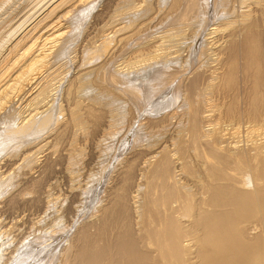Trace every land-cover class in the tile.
Here are the masks:
<instances>
[{
	"label": "bare ground",
	"instance_id": "obj_1",
	"mask_svg": "<svg viewBox=\"0 0 264 264\" xmlns=\"http://www.w3.org/2000/svg\"><path fill=\"white\" fill-rule=\"evenodd\" d=\"M42 1L35 17L29 16L31 22L26 25L28 21L22 19L21 31L15 29L19 33L14 32L15 38L0 55V264H95L96 255L101 257L99 264H110L115 250L126 256V264H182L183 260L193 264V246L198 264H264V156L254 166L257 180L240 182L234 172L245 169L248 148L235 147L231 152L219 147V142L207 138L210 131L205 124L211 112L205 107L209 95L219 89L222 93L235 90L239 70L250 78V84L244 82L246 113L252 119L262 115L264 0H169L166 6L167 0H160L164 18L173 16L179 23L195 17L186 23L188 32L178 34L182 29L174 27L149 40L144 36L147 41L130 48L118 72L108 68L109 59L102 58L94 66L80 60L68 79L69 69H62L60 59L90 15L82 43L95 54L103 53L116 34L127 39L134 35L129 33L134 32L132 23L138 17L119 26L109 21L113 15L120 18L111 16L120 6L117 0H38L36 4ZM132 1L121 3L128 7L136 2ZM152 6L142 7L146 13ZM76 8L81 10L76 13ZM210 22L213 27L206 36L222 35L214 38L212 51L210 38L198 43ZM173 34L189 46L185 55L178 40V49L171 51L167 42ZM208 51L215 65L193 68V62ZM217 64L219 68L230 64L233 72L214 71L219 70ZM184 71L190 74L182 82V108L159 117L150 115L176 105L178 86L170 83ZM160 83L170 86L156 95ZM58 96L64 98L66 114L62 103L54 105ZM233 96L227 115L238 111ZM175 115L178 131L165 133L166 121ZM136 120H141L138 130L133 127ZM128 134L132 146H138L124 152L131 145ZM259 148L257 153L262 152ZM118 151L124 153L122 158ZM192 155L200 163L191 161ZM114 161L115 168L109 170ZM77 165L82 168H74ZM194 168L203 177L198 199L194 194L198 191L192 193L179 177L195 178ZM96 199L90 220L75 227L76 219ZM252 216L260 220L259 230L258 222L240 227ZM251 229L256 231L249 233ZM191 235L195 236L183 240Z\"/></svg>",
	"mask_w": 264,
	"mask_h": 264
},
{
	"label": "rangeland",
	"instance_id": "obj_2",
	"mask_svg": "<svg viewBox=\"0 0 264 264\" xmlns=\"http://www.w3.org/2000/svg\"><path fill=\"white\" fill-rule=\"evenodd\" d=\"M38 0H0V55H1V53H4L5 52V50H6V48H7V46L6 45H9L10 43H11V41L15 38V36H16V33L18 34L20 31H21V29L22 28H20V24H21V22H22V19L23 20H25V22H26V20L28 21V22H26V25L29 23V22H31L33 19V17H35V16H33V14L34 13H36L35 11L37 10V8H39L42 4H43V1L42 2H40V3H38V4H36V2H37ZM45 1V0H44ZM121 1L122 0H117V3H120V6H119V4H118V7H117V11L118 12H121V13H113V11L114 12H117V11H115V10H113L112 11V14H111V16L113 15V14H115V17H117V15L118 16H120V18L119 17H117V18H113L114 17V15H113V17H111L113 20H114V22H113V20H110L109 19V21H111L112 23H114V24H121L122 25V23L123 24H125V21H129V20H131L132 19V17L134 18V19H132L131 21H129L130 23H132L133 22V20H135V18L137 19V17H138V19H139V21H138V19L137 20H135V21H137V22H133L132 23V25L134 26V29L131 31V32H133V33H129V35H132V34H134V35H132V36H128V37H130L129 39H127L126 37H125V35H122V34H116L115 36H114V38L112 39L111 38V40H113V41H110L109 43L110 44H108L107 46H109V47H106L105 49H104V52L103 53H101L100 51H103V50H97V52H99V53H97L96 52V50H95V52H96V54L94 53V49H91V47H89L88 45L87 46H85L84 47V44L82 43L83 41V38L82 37H84V35H83V33H85L86 32V30H87V28L89 27V24L88 23H90V21H92L91 20V15L89 16V18H87L88 20L87 21H85L84 22V25H82L81 27H80V29H79V36L77 35L76 37H74L73 39H71V41L67 44V51H66V55H65V57H61V61L60 62H62V69H64V71H66V70H68L69 72H68V74H67V78L66 79H68L69 78V75L70 76H72L74 73H75V71H76V64H77V62H82V61H84L83 63H85V62H87V65H91V66H94V64L95 63H97L99 60H102L103 61V59H109L108 60V68H110V69H113V68H117V69H115V71H117V70H119V68L121 67H124V62H123V60L129 55L128 53L130 52V48H135V47H137L140 43H145L147 40H149V39H151L154 35L155 36H158V35H160L164 30H165V32H166V30L167 29H171V31H168L167 33H170V32H172V28H176V31H177V29L179 30L180 28L182 29H180L181 31H178V34H180V32L181 33H186V32H188V30L189 29H187V27H185L186 26V23H189V21H190V23L192 22V19H194L195 17H192L191 19H187L188 21L186 22V21H179V23L178 22H176L175 21V19L176 18H173V16L171 17V16H167V17H165L164 18V16H165V14L162 12H160V11H163L162 9H161V6H159V2H161L160 0H146V1H139V0H136V2L134 3L133 1V3L132 4H130L131 6H128L127 7V5H125V4H123V3H121ZM104 2V0H102L101 1V3H103ZM148 2V3H147ZM155 2H157V3H155ZM168 2H169V0H167L166 2H164V5L166 6L167 4H168ZM139 3H142L143 5L142 6H144V5H150V6H152V9H151V11L149 10V11H147L146 13H145V8L144 7H142L141 6V4H139ZM153 3V4H152ZM37 5V6H36ZM101 5V4H100ZM99 5V7H97L96 9L98 10L101 6ZM139 5V6H138ZM161 5V4H160ZM81 6H79V8H80ZM131 7V8H130ZM142 7V8H141ZM155 7V8H154ZM159 7H160V9L161 10H159ZM79 8H76L77 9V11H75L76 13H78V11L79 10H81V9H79ZM124 8V9H123ZM128 8V9H127ZM137 8V9H136ZM138 8H141V9H138ZM143 8H144V11H143ZM154 8V9H153ZM95 9V10H96ZM130 10V11H126V10ZM125 10V11H124ZM157 10V11H156ZM239 11H240V9H238ZM132 11H134V12H132ZM128 12H130V14L131 13H135V14H129ZM138 12V13H137ZM39 13V11H37V14ZM126 13V14H125ZM162 14V15H161ZM34 15H36V14H34ZM141 15V16H140ZM32 17V18H30V17ZM122 16V17H121ZM124 16V17H123ZM129 16V17H128ZM27 17V18H26ZM128 17V18H127ZM161 17H163V18H161ZM12 18V19H11ZM73 18V17H72ZM121 18H123L122 20H121ZM130 18V19H129ZM150 18V19H149ZM155 18V19H154ZM21 19V20H20ZM29 19H30V21H29ZM89 19H90V21H89ZM117 19V21H115ZM143 19V20H142ZM153 19V20H152ZM160 19H163L162 21L160 20ZM171 19H173L172 21H171ZM198 19V18H197ZM70 20H72L73 21V19H70ZM119 20H121V21H119ZM150 20H152V21H150ZM166 20V21H165ZM220 19H218V21H219ZM124 21V22H123ZM128 21L126 22V23H128ZM148 22V23H140V22ZM168 21H170L169 23H168ZM116 22V23H115ZM121 22V23H120ZM151 22V23H150ZM172 22V24H170ZM181 22H183V23H181ZM213 23L214 22H210L209 24L210 25H208L209 27H207L206 28V30L204 31V33L203 34H205V36L203 35V34H200V39H198V43H200V42H203V40H204V37H208V38H210L209 39V41H212L213 42V44H214V41L216 40V39H219V37L220 36H222L221 34H218V33H212V36H211V34L209 35L208 34V36H206V33H208L210 30V27L212 28L213 27ZM25 24V23H24ZM23 24V26L25 27L26 25H24ZM136 24V25H135ZM139 24V25H138ZM142 24V26H140ZM145 24V25H144ZM148 24V25H147ZM175 26H174V25ZM179 26V27H176L177 25ZM183 24H184V26H183ZM212 24V25H211ZM16 25H19V26H16ZM70 25L71 26H73V24H71L70 23ZM87 25V26H86ZM118 25V26H119ZM2 26V27H1ZM22 26V27H23ZM111 26H112V24H111ZM144 26V28H142ZM147 26H148V29H147ZM170 26H173V27H170ZM182 26V27H181ZM188 26V25H187ZM215 26V25H214ZM18 27V28H17ZM23 27V28H24ZM137 27V28H136ZM146 27V28H145ZM186 28V30H185V28ZM135 28H136V30L137 31H135ZM141 28V29H140ZM174 28V29H175ZM18 31V29H19V32H17L16 30ZM83 29V30H82ZM174 29H173V31H174ZM85 30V31H84ZM110 30H111V28L109 29V30H107L108 31V33H110ZM141 30H143V31H141ZM151 30V31H150ZM209 30V31H208ZM2 31V32H1ZM140 31V32H139ZM183 31V32H182ZM184 31H186V32H184ZM208 31V32H207ZM14 32H16V33H14ZM135 32H138L137 34H135ZM154 34H153V33ZM2 33V34H1ZM15 35H14V34ZM166 33V34H167ZM9 34V35H8ZM12 34V35H11ZM148 34H150V35H148ZM175 34V33H174ZM173 34V36L172 37H170V38H172L171 39V41H173V43L171 42V41H168L167 42V44H170L173 48L171 49V51H173V49L175 50V49H178L177 48V45H178V42H179V44H181V45H183V46H181V45H179L178 47L180 48H182L181 50L182 51H184L182 54L183 55H185L186 53H185V51L187 52V50H188V48H189V46H186L187 44H185L184 45V41H179V40H184L181 36V38L178 36V34H176V35H174ZM82 35V36H81ZM111 35V34H110ZM120 35V36H119ZM216 35H217V37H216ZM122 36H124L123 37V39L124 40H122ZM144 36H147L146 38H147V40H146V38L144 37ZM150 36V37H149ZM175 36V37H174ZM8 37V38H7ZM13 37V38H12ZM179 37V38H178ZM119 38H121V39H119ZM170 38H169V40H170ZM174 38V39H173ZM214 38H216V39H214ZM11 39V40H10ZM143 39V40H142ZM179 39V40H178ZM212 39V40H211ZM10 40V41H9ZM119 40H120V42H119ZM122 40V41H121ZM129 40V41H128ZM177 40H178V42H177ZM142 41V42H141ZM208 41V40H207ZM72 42V43H71ZM112 42V43H111ZM138 42H139V44H138ZM170 42V43H169ZM174 42H176V43H174ZM188 42V41H187ZM81 43V44H80ZM125 44V45H124ZM138 44V45H137ZM166 44V45H167ZM174 44H176V45H174ZM210 45L211 46V51L212 50H215V49H213V47H215V44L214 45ZM4 45V46H3ZM75 45V46H74ZM127 45L129 46V47H127ZM82 46V47H81ZM168 46V45H167ZM171 46H168V47H171ZM118 47V48H117ZM122 47V48H121ZM121 48V49H120ZM129 50H127V49ZM184 48V49H183ZM186 48V49H185ZM86 49V50H85ZM92 50H93V52H92ZM110 52H109V51ZM120 50V51H119ZM116 51H117V53H116ZM124 51V52H123ZM179 52L178 53H181L180 52V49L178 50ZM95 55L94 57V59H91L90 57L93 55L92 53ZM208 53H209V51L208 52H206V54H204V55H206V57L204 56V55H202L201 57H199V58H197L194 62H193V68L195 67V68H198V69H200V68H204V67H206V65H207V69L209 68L208 66H212L213 64L215 65V62H212V60L210 59V56L208 55ZM177 54V52L174 54H172V55H176ZM183 55H181L179 58H181V57H183ZM112 56V57H111ZM115 56V57H114ZM101 57V58H100ZM209 57V58H208ZM238 57V56H237ZM66 58V59H65ZM74 58V59H73ZM79 58V59H78ZM99 58V59H98ZM103 58V59H102ZM124 58V59H123ZM70 60V61H69ZM72 60V61H71ZM80 60H82V61H80ZM199 61V62H198ZM76 62V63H75ZM121 62H123V64H121ZM238 63H240V64H242V60L241 59H238ZM121 64V65H120ZM174 63H170V65H173ZM197 64H200V65H198L197 66ZM231 64V63H230ZM230 64H226L223 68H219L220 66H219V64H217V67L219 68V70H217V69H214V71L216 70V71H220V69L221 70H224V72L222 73V74H227V73H232L233 72V69L231 68V69H229L230 68ZM119 65H120V67H119ZM175 65H177V64H175ZM74 67V68H73ZM66 68V69H65ZM126 68V67H125ZM205 68V69H206ZM208 72H207V74H210V72H211V69L210 70H207ZM210 71V72H209ZM118 72V71H117ZM190 72H193V70H191ZM190 72H188V71H184V72H182V74H181V77L179 76L178 77V79H174L170 84H171V86L172 87H176V85L178 86L177 87V91L179 92V94L180 95H178L179 97H178V100H177V102H176V105H174L173 107H170V108H166V109H164L163 111H161L160 113H157V114H155V113H151L150 115H153V116H160L161 114H164V113H167V112H171V111H173V110H175V109H177V110H179V109H181L182 108V106L180 105L181 103H182V98H183V95H184V93H185V87L184 86H182V84L186 81V78H184V77H186L187 75H189L190 74ZM72 74V75H71ZM237 74H238V77L240 78V83H239V85H238V87L235 89V90H229V91H227V92H224V93H222L221 92V90L219 89V91L218 92H214V93H212L211 95H209V99H208V101L209 102H207L206 104H205V107L207 106V110L208 111H211V112H209L208 114H210V116H209V120H208V122L207 123H205L206 124V129H208L210 132H209V134H207L209 137H207V138H209L210 140H215V142H217V145H218V142H219V147H221V148H223V149H226V150H228L229 149V151L231 150V152L234 150V148L236 147H240V146H242L243 148L244 147H246V148H248V149H245V153H247V156H250V157H247V156H245V158H246V163H247V165H246V163H245V169L244 170H241V171H238V172H234V173H237L236 174V177H240V178H237V179H239L240 180V182H242V181H245V183H252L253 181H256V180H254V178H256L255 176H257V175H255L254 174V170H255V165H257V167H258V164L261 162V160L263 159V158H261V157H263L264 156V107H263V111H262V115L260 116V117H258V118H256V119H252L251 117H249V115L246 113V111H247V109H246V101H247V98H248V92H247V90L245 89V85H244V82H245V84L246 85H248V84H250V78L249 77H246V76H244V74H243V71L242 70H239V71H237ZM211 77V76H210ZM180 78V79H179ZM184 78V79H183ZM158 81L156 80V83H157ZM183 82V83H182ZM67 82H63V86H65V84H66ZM180 84V85H179ZM160 86H161V90L160 91H156L155 92V94L156 95H159V94H161L163 91H166V89L168 88V86H170L169 84L168 85H165L164 87H162V85H161V83L159 84ZM159 85H156L155 87L157 88ZM62 86V87H63ZM182 87V88H181ZM162 88H163V90H162ZM60 90V89H59ZM93 90L94 91H98L99 89L97 88V87H93ZM182 92H181V91ZM184 90V91H183ZM61 91V90H60ZM94 91H92L93 93H94ZM59 92V91H58ZM98 92H102L101 90H99ZM184 92V93H183ZM234 93V94H233ZM59 95V94H58ZM234 95V96H233ZM232 96L233 97H235L236 96V100H237V107L238 108H236L238 111L236 112V113H233V114H229V115H227L226 114V111L228 112V108H227V104H228V102H229V100L232 98ZM180 97H182V98H180ZM214 98V99H213ZM221 98V99H220ZM57 99H58V101H57ZM57 99H56V102L54 103V105H55V107H57V103L59 102V103H62L61 104V106H63V113L64 114H66V111H65V108H66V103L64 102V98H61V97H57ZM63 100V102H62V100ZM180 99V100H179ZM239 99V100H238ZM179 102V103H178ZM53 105V106H54ZM218 105V106H217ZM150 107L151 106H149L148 108H147V110H149L150 109ZM208 108H210V109H208ZM246 110H245V109ZM244 111V112H243ZM62 113V116H65L64 114ZM144 115H147V114H144ZM58 116H59V113H58ZM179 120V118H178V116H173L172 118H169L167 121H166V124H167V127L166 128H168V130L165 132V133H170V134H176V132L178 131V120L176 119V118ZM172 119V120H171ZM170 120H171V123H169L170 122ZM173 120H175L174 122H173ZM140 121L141 120H139V121H135L134 122V125H133V127H134V129L135 130H138V124L140 123ZM137 128V129H136ZM215 129V130H214ZM225 129V130H224ZM218 133H217V132ZM236 131V132H235ZM213 132L217 135H215V134H213ZM223 134V135H222ZM135 135H133V137H134ZM215 136H216V138H215ZM218 136H219V138H218ZM128 138L129 139H127V141L129 142V141H131V142H133L132 140H133V138H132V136H131V134L129 135L128 134ZM132 138V139H131ZM215 138V139H214ZM222 138V139H221ZM217 139V140H216ZM221 139V140H220ZM219 140V141H218ZM238 140V141H237ZM226 141V142H225ZM131 142H129V144H131ZM222 142H223V144H222ZM255 142V143H254ZM222 145H221V144ZM225 143V144H224ZM260 143V144H259ZM241 144H245V146H243V145H241ZM255 144V145H254ZM229 146V147H227V146ZM261 145V146H260ZM132 146V144L131 145H129L128 146V150L127 151H124V152H128V151H130L131 149H130V147ZM134 146V147H133ZM133 148L135 149L138 145L137 144H133ZM231 146H232V148H231ZM256 146V147H255ZM259 146H260V148H259ZM261 149L262 150V152L261 153H257L256 151H259V150H256V149ZM252 149V150H251ZM249 151V152H248ZM7 153H9V152H7ZM118 155H120V156H118V158H122L123 156H124V153L122 154V152L121 151H118ZM250 155H249V154ZM258 154V155H257ZM40 155V154H39ZM38 155V156H39ZM246 155V154H245ZM253 157H252V156ZM257 156H259V157H257ZM253 158H255V159H253ZM258 158V159H257ZM190 159H191V161L193 160V162H195V163H200L198 160H199V158L197 157H195L194 155H192V156H190ZM259 159H261V160H259ZM259 160V161H258ZM250 162V163H249ZM254 162V163H253ZM256 162H258V163H256ZM115 164H116V161H114L113 162V166L111 165V166H109V170H113L114 168H115ZM253 165V166H252ZM78 167V169H80V167L81 166H79V165H77L76 167L74 166V168H77ZM251 167V168H250ZM82 168V167H81ZM111 168H113V169H111ZM254 168V169H253ZM178 169V168H177ZM177 169H175V172H176V174H178L179 172H177L176 170ZM77 170V169H76ZM194 170H195V175H196V177L195 178H193L192 177V179L191 178H189L188 176L184 179V176L183 175H179V177L181 178V181H182V183L184 184V185H186V187L188 188L189 187V189L191 190V192L192 193H194V192H197L198 191V193H194V194H196L195 196V198H197L198 196L200 197V194H201V191L200 190H202V188H201V186H202V179H203V177H202V172L199 170V168H194ZM241 172V176H239V173ZM253 172V173H252ZM243 175V176H242ZM254 176V177H253ZM183 178V179H182ZM241 179H242V181H241ZM244 179V180H243ZM247 181H249V182H247ZM244 183V182H243ZM194 184V185H193ZM190 185V186H189ZM102 186H104V184L102 183ZM195 189V190H194ZM198 189V190H197ZM200 189V190H199ZM103 191V187L102 188H100V190H99V194L101 193ZM56 193V192H55ZM7 194V192H3V195L5 196ZM98 194V195H99ZM199 194V195H198ZM55 195V194H54ZM57 195V194H56ZM55 195V196H56ZM198 197V198H199ZM197 198V199H198ZM60 200V199H59ZM98 199H96V201H94V203H93V201L92 202H90V208H89V210L87 209L86 211L87 212H85V213H83L82 214V216H80L78 219H76L77 220V224L75 225V227L77 226V225H81L82 223H84L85 221L87 222V221H89L90 220V218H91V214H94L95 213V209H93V207H95L96 205H97V201ZM58 201V200H57ZM66 203H67V201H63V205L65 204L66 205ZM64 205V206H65ZM171 205H173V206H175L176 205V202L175 201H171ZM93 209V210H92ZM91 210H92V212H91ZM77 213V209L75 210V215H77L76 214ZM88 216L90 217V218H88ZM255 220H254V219ZM257 217H248L247 218V220L245 221V222H243V224L240 226V227H243V225H245L246 227L248 226V227H254V226H256V223L259 221L260 222V220L258 219H256ZM66 219V218H65ZM67 220V219H66ZM65 220V221H66ZM80 220V221H79ZM84 221V222H83ZM251 221V222H250ZM256 221V222H255ZM257 223V230H259V227L258 226H260L261 224L260 223ZM248 223H250V224H248ZM255 223V224H254ZM260 224V225H259ZM71 232H70V234L71 233H73L74 231H75V228H72L71 230H70ZM254 231H256V230H254V229H251V230H249V233H253ZM195 235H191V236H189V238L186 236V237H184L183 238V240H188V239H191V238H193ZM64 240H65V238H63L62 239V241H60L59 243H61V245L64 243ZM147 240V239H146ZM139 245H140V243H138ZM7 244H5V246H6ZM138 245V246H139ZM57 249H59V247L57 248ZM196 249H197V247H195V246H193V248L191 249L192 251H191V254H190V257H191V259H190V261L191 262H193V264H198V258L196 257V255H197V251H196ZM115 250V249H114ZM195 251H196V253H195ZM114 252V251H113ZM118 252V253H117ZM114 253H116V254H114ZM113 253V255H115L114 257H113V255H112V260H113V262L111 261V263L110 264H126L127 262H126V256H124L123 254L121 255V253L122 252H120L119 250H115V252ZM103 256H105V254H103ZM124 256V257H123ZM121 257H123V258H121ZM101 259V257L99 258V255L97 256L96 255V257H95V259H92L93 261H94V263L95 264H99V263H101L102 261L100 260ZM91 260V261H92ZM125 260V261H124ZM93 261L92 262H90V263H93ZM96 261V262H95ZM184 262H182L181 261V263L183 264H187L185 261L186 260H183ZM189 261V262H190ZM190 262V263H191Z\"/></svg>",
	"mask_w": 264,
	"mask_h": 264
}]
</instances>
